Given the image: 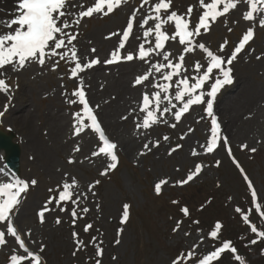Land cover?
<instances>
[{
    "label": "rangeland",
    "instance_id": "obj_1",
    "mask_svg": "<svg viewBox=\"0 0 264 264\" xmlns=\"http://www.w3.org/2000/svg\"><path fill=\"white\" fill-rule=\"evenodd\" d=\"M196 1L198 0H172V10L178 14L186 13L187 8L192 6L191 21L196 24L198 14L202 12V9L194 8L198 6ZM7 2L8 0H0V8ZM141 2L142 0H129L115 10L113 16L93 15L91 18H84L78 27L71 29L78 32L74 43L82 60L87 62L88 59L98 57L101 61L96 67L79 75L84 81L86 97L100 118L105 134L117 144L118 161L121 159L123 164L118 166L119 170L114 178L121 183L122 189L116 188L110 178L116 170H110L107 175L100 174L107 167V158L102 155L91 156L100 146L98 136L91 131L79 136L74 134L73 113L81 109L78 103H68L69 98L76 99L71 93L81 87L80 79L69 78V69L74 65L62 61L53 71L50 63L45 67L34 63L18 73L9 70L7 84L11 85V99H8L7 94L0 93V112L4 113L0 116V128L5 132L11 131L13 140L21 149L18 176L5 166L4 155L0 154V182H10L16 178L29 184L32 180L37 181L35 186L30 185L27 193L22 195L21 204L15 210L14 226L33 251L44 246L41 256L45 264H94L96 259H100L101 264H134L138 248L142 250L143 264H172L174 258L170 252H184L186 255L197 244V258L213 251L218 246L209 242L205 231L192 226L189 220L179 221L161 209L154 190L155 183L161 179L167 180V184L162 186L160 197L179 194L187 187L202 182L211 185L219 183L220 194L223 193L228 198L231 213L239 205L243 209L249 208L250 221L264 226V217L256 212L251 196V191L255 190L256 203L264 210V132H251L247 121L249 128L243 129V120L257 118L258 109L264 110V27L259 26L258 20L248 22L243 19V12L246 11L244 6L240 14L230 10L226 17L219 18L211 26L209 32L197 38L213 52H217L219 45L227 40L228 45L223 53L227 56L248 27L255 30L254 38L231 65L235 81L218 92L215 102L219 110L228 101L235 106L234 120L223 125V132L220 127L217 148L212 153H206L204 146L211 136V120L204 111L206 104L193 105L178 123L173 115L168 114V123L154 125L147 132L138 130L136 124L143 120V114L139 112L143 93H150L153 89L150 82L134 86V81L138 75L148 70L149 64L139 59L109 65L103 63L110 59L112 51L117 48L113 41L107 39L115 34V39L119 42L120 29L137 9L139 11L134 35L130 37V41L143 38V29H140L139 23L148 14V6L141 9ZM126 9L128 15L125 20L120 21L119 18ZM12 18L14 14L3 15L0 10V22ZM229 28L232 30L229 31ZM168 31L171 34L174 28L170 26ZM102 43L106 44L104 54L91 51ZM139 43L137 40L131 48L124 49L126 54L130 51L135 53ZM182 49L183 46L177 41L166 45V50L172 52L173 57H177ZM158 60L163 62L162 57L153 55L151 58L153 63ZM196 61L206 66V57L199 49L186 55L185 66L189 76L194 74L192 66ZM237 78H243L245 83V90L243 88L241 92H238ZM22 90L26 95L23 99L26 102L24 108H19L21 100L17 97ZM5 105H8L6 110ZM11 105L18 108L9 111ZM21 114L29 119L35 143L30 142L24 122L14 120L15 117H21ZM173 123L176 124L174 128L171 126ZM218 123L220 124V120ZM263 125L264 123V130ZM165 136L168 137L167 140L164 139ZM224 138L227 139L226 145ZM157 141L158 147H151L150 151L144 149V144L155 145ZM177 145L181 147L176 148ZM243 145L247 147L243 148ZM77 146L80 149L78 152L74 151ZM174 148L176 150L172 152ZM194 151L196 155H193ZM142 152L145 154L141 155ZM70 158L75 163L70 164ZM234 160L239 163L240 168ZM198 163L203 165L200 174L187 184H178L177 181L186 179ZM244 174L251 181L253 189H249ZM70 178L78 181L76 192L84 193L85 197L80 200L78 207L71 203H53L50 206L53 210L45 213V221L41 223L38 212L43 209L50 196L58 195V186L65 181L70 182ZM95 181H99V184H95ZM93 184L95 186L89 191V185ZM49 189L57 191L50 192ZM128 201L132 203L135 214L129 213L128 221L122 225L123 206ZM60 207L66 211H60ZM84 207L89 209L87 213L80 211ZM73 208L79 214L75 224L71 215ZM140 210H143L142 213H139ZM57 218L60 219V224L56 223ZM178 221L181 222L180 228L174 232ZM86 224L92 225L88 232L84 231ZM121 228L123 231L118 235ZM0 230H5L3 224H0ZM74 232L78 234L77 237L73 236ZM201 236L204 237L202 244L199 243ZM254 236L252 234V239ZM6 239V246H0V264L8 262L9 255L17 248L14 238L6 235ZM78 240L83 241L86 247L78 249ZM117 240L120 241L118 244ZM98 246L103 249L101 257L95 255ZM252 251L254 250L251 248Z\"/></svg>",
    "mask_w": 264,
    "mask_h": 264
},
{
    "label": "snow or ice",
    "instance_id": "obj_2",
    "mask_svg": "<svg viewBox=\"0 0 264 264\" xmlns=\"http://www.w3.org/2000/svg\"><path fill=\"white\" fill-rule=\"evenodd\" d=\"M128 0H95L94 4L87 7L86 10L74 12L71 9H83L82 3L77 4L76 0H19L14 18L0 22V28H6L7 31H0V93L7 94L11 99V85L7 84L8 72L18 73L25 70L32 64L45 67L49 63L51 69L55 71L60 62L72 64L70 67L69 78L80 79L81 87L75 89L71 96L76 99L69 98L68 103L79 104L82 108L73 113L74 134H80L91 131L98 136L100 146L96 151L91 153L92 157L104 156L109 161L107 167L100 173L107 175L110 170H115L118 166V156L116 153L117 144L112 142L105 134L98 118L90 106L86 98V91L83 88V79L79 74L84 73L88 69H92L95 65L101 63L100 59L91 58L84 62L78 55V49L75 41L78 38V32L71 29L78 27L84 18H91L94 14L108 16L117 10L122 4H126ZM199 9L202 12L198 14V22L193 26L191 16L193 7L189 6L186 13L178 14L172 10V0H142L140 8L144 9L147 5V15H144L139 23L140 29H143V42L139 43L135 53L128 52L123 54L122 50L126 47V42L133 33L134 22L139 9L134 10L132 16L127 20V25L122 31L118 47L112 51L110 59L103 61L105 64L119 63L121 61L131 62L139 59L149 64V68L142 75H138L134 81L135 85H142L150 82L153 89L152 92L145 91L142 101L139 104V112L143 114L142 122L136 124L138 130L143 129L147 132L152 126L160 123H168L166 116L171 114L178 123L184 113H187L193 105H204L205 113L211 120V136L206 141L204 150L206 153H212L218 146L220 140L219 124L217 116L214 114V100L217 93L224 85L233 83V69L231 65L238 59L239 54L245 50L246 45L254 38V28L248 27L238 44L230 55H223L228 45L225 40L219 45L218 51L213 52L204 43L198 41L203 33L210 31L211 25L218 22L219 18L226 17L230 10L238 8L242 0H198ZM246 3V11L243 12V19L248 22H256L260 27H264V0H243ZM151 22V24H150ZM174 26V31L169 34L168 28ZM232 29L229 28V31ZM115 35V34H113ZM110 38V37H109ZM183 46L182 52L177 57H173V53L166 50L168 42H176ZM147 45V46H146ZM199 49L206 57V66L200 61H196L193 67V75L187 74L188 69L185 66L186 55L193 53ZM95 53L96 49H91ZM162 57L153 63L152 56ZM259 58V57H258ZM206 86H208L206 88ZM18 87V84H17ZM174 89V94H173ZM8 105H5V110ZM98 107V106H97ZM4 113L0 112V116ZM126 119V117H124ZM174 128L176 124H171ZM168 139L167 136L164 137ZM225 145L227 139L224 138ZM159 141L155 145L144 144V149L150 151L151 147H158ZM181 147L177 145L176 148ZM246 148V145L242 146ZM176 148L171 151L174 152ZM77 146L74 151H79ZM254 152L255 149H252ZM145 153L142 152L141 155ZM171 154V152L169 153ZM229 154L231 151L229 149ZM193 155H196L195 151ZM70 164L75 163L73 159H69ZM219 163V162H217ZM236 166L240 168L238 162L234 160ZM203 165L196 164L194 170L190 171L186 179L177 181L178 184L184 185L194 180L202 171ZM243 172V169H241ZM67 175V174H66ZM7 179V178H4ZM244 179L248 181L249 189H253L251 181L244 174ZM36 180L29 182L16 178L10 182H0V224H3L5 230H0V246H6L8 237L15 240L17 248L13 249L8 257V264H45L41 253L44 246L41 245L37 251H33L27 244L18 229L14 226L15 210L20 206L22 195L26 194L30 185L35 186ZM99 184V181H95ZM167 184V180L161 179L155 183L154 190L157 195L162 191V186ZM95 185H89V191ZM79 187L75 178H70V182L65 181L58 186V195H52L46 201L42 210L38 212V218L41 223L45 221V213L53 209L50 207L53 203L61 205L71 203L79 206V202L85 197L84 193L76 192ZM50 192L57 190L49 189ZM252 203L256 205V212L264 217V210L256 203L257 193L251 191ZM60 211H66L60 207ZM80 211L87 213L89 209L84 207ZM181 211L185 216L189 215L188 208H182ZM236 211L241 213V209ZM73 224L79 218L76 208L71 211ZM129 218V205L123 206V214L121 224H125ZM243 221L248 224L249 216L242 213ZM57 224L61 221L56 220ZM180 223L177 222L173 231H178ZM198 223V222H197ZM92 228L91 224H86L84 231L88 232ZM222 225L217 222L214 229L210 231L209 238L217 241L220 246L214 247L213 251L203 254L201 258L196 260V264H219L222 254L230 252L238 264H245L244 259L237 254V249L229 240H221ZM251 232L258 238L264 239V230L258 231L254 224L250 225ZM123 231L121 228L118 235ZM30 236L31 233L29 232ZM188 235V233H185ZM77 237V233H73ZM95 240V237H93ZM204 237L201 236L199 243L202 244ZM120 241L117 240L118 244ZM251 244L257 243L256 239L250 241ZM197 245L187 252L186 255L179 256L172 261V264H181V261H190L196 257ZM86 247L83 241H77V248ZM75 255V253H73ZM96 257L103 255L102 247L96 248ZM115 259V257L113 258ZM94 264H101L100 259H96Z\"/></svg>",
    "mask_w": 264,
    "mask_h": 264
},
{
    "label": "trees",
    "instance_id": "obj_3",
    "mask_svg": "<svg viewBox=\"0 0 264 264\" xmlns=\"http://www.w3.org/2000/svg\"><path fill=\"white\" fill-rule=\"evenodd\" d=\"M219 189L218 185L200 183L193 187H187L179 194H171L167 197L159 195L160 198L156 199L160 207L173 215L172 217H177L179 220H190L191 224H194L193 226H199L208 233V236L215 224L221 223L220 239L231 241L238 251L237 254L244 259L245 264H264V239L256 237L257 243L251 244L252 232L251 229L250 231L247 229L250 223L254 224L258 231L264 230V226L250 221V217L249 223L246 224L242 219V213L250 216V210L243 209L241 205L238 206L241 213L237 211L231 213L229 203L225 199L226 195L220 194ZM185 207L189 209L188 216H185L181 211ZM210 241L213 244H219L211 238ZM251 248L254 251L251 252ZM136 255L138 261L141 262V253L137 252ZM219 264H238V262L231 253L225 252L220 258Z\"/></svg>",
    "mask_w": 264,
    "mask_h": 264
},
{
    "label": "bare ground",
    "instance_id": "obj_4",
    "mask_svg": "<svg viewBox=\"0 0 264 264\" xmlns=\"http://www.w3.org/2000/svg\"><path fill=\"white\" fill-rule=\"evenodd\" d=\"M94 2H95V0H76V3L77 4L82 3L83 6H84V8L83 9L74 8V9H71V10L74 11V12H78L79 10H86V8L87 7H90ZM196 2H197L196 5H198V6L195 5L196 7H194V8L195 9H198L199 8V2L198 1H196ZM206 2H209V0H207ZM5 4L6 5H2V7L0 8L1 13L3 15L11 16V15H13V14L16 13V10H17V7H18L17 0H8V2L5 3ZM245 4L246 3L243 2V0H242V2L238 5V8L237 9H234V12L240 14V12L244 8ZM127 14H128V9H126V10L123 11L121 17L119 18L120 21L123 20V19L125 20V17L127 16ZM95 15H97V14H95ZM2 30L5 31L7 29L6 28H3ZM112 39H111V41H113L117 45L118 42H116V39L115 38H112ZM139 41H141V40H139ZM106 43H109V41H106ZM105 45H103V43H102V45H100V46H98L96 48V51L100 52V54H104L103 51L106 50ZM236 83H237V87L239 88L238 89V92H241L243 90V88L245 90V87H244L245 86V83H244L243 78H237V82ZM24 97H26V95H25V93L22 90L19 93L18 97H17L19 100H21L20 105H19V108H24V105H25V102H26V99L23 100ZM232 98L233 97H231V99ZM233 107H235V106L231 105V103H229V101L227 102V104L224 103L221 106V108H220L221 110H219L218 107H216V105H214V114L217 116V119L220 120L219 126L221 127V129L220 128L219 129L221 130V132H223V129H224V126L223 125L224 124L227 123V125H228L229 123H231L234 120L233 118H234V115H235L236 111H235V109ZM16 108H18V107H16L15 105H13V106L9 107L8 109H9V111H14ZM257 114H258V117L257 118H259L260 122L258 121L257 118L247 119V118H249V117H247V118H245L247 120H243V125H244V128L243 129L249 128V125H250L251 126V128H250L251 129V132L255 131L258 134H261V133L264 132V130L262 129V124L264 123V110L258 109ZM26 118H28V117L21 114V117H19V118L15 117L14 120H16V121L19 120L21 122H24V125L26 126V128L28 130L27 132H28V136H29L30 142L31 143H35V141H36L35 140V134L32 131V129H30V128H32V126H30L29 119L27 120ZM246 121H247V123L249 125L246 124ZM255 122H258V123H255ZM248 131H249V129H248ZM197 149H198V146H197ZM0 153L3 154V151L0 152Z\"/></svg>",
    "mask_w": 264,
    "mask_h": 264
},
{
    "label": "water",
    "instance_id": "obj_5",
    "mask_svg": "<svg viewBox=\"0 0 264 264\" xmlns=\"http://www.w3.org/2000/svg\"><path fill=\"white\" fill-rule=\"evenodd\" d=\"M0 147L4 148L7 153V163L15 171H18L19 163V147L17 144L11 141V136H6L5 134L0 133Z\"/></svg>",
    "mask_w": 264,
    "mask_h": 264
}]
</instances>
